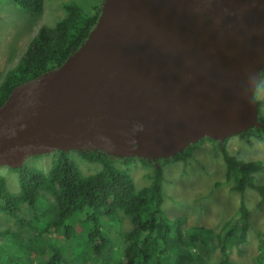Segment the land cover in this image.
I'll return each instance as SVG.
<instances>
[{"label": "water", "instance_id": "1", "mask_svg": "<svg viewBox=\"0 0 264 264\" xmlns=\"http://www.w3.org/2000/svg\"><path fill=\"white\" fill-rule=\"evenodd\" d=\"M264 0H102L83 41L0 104V165L60 149L168 158L257 119Z\"/></svg>", "mask_w": 264, "mask_h": 264}, {"label": "trees", "instance_id": "2", "mask_svg": "<svg viewBox=\"0 0 264 264\" xmlns=\"http://www.w3.org/2000/svg\"><path fill=\"white\" fill-rule=\"evenodd\" d=\"M12 1L26 11L39 12L43 0ZM62 8L64 16L52 26L39 28L19 64L0 83V104L14 85L57 67L83 41L99 12L97 5L91 13L82 12L73 3H65ZM255 94L256 89L254 97ZM263 104L264 100H257V108ZM259 121L264 124L261 117ZM239 136H252L264 142V127L252 126ZM204 139L220 151L225 165L224 181L230 182L229 189L240 194L247 188L254 189L260 196L259 202L264 201V185L253 182V174L264 172V164L229 154L224 148L226 140L218 142L204 137L168 158H122L139 159L152 166L150 183L138 189L128 172L111 167L110 154L102 150L76 151L85 161L102 165L100 170L86 175L69 159L68 151L55 150L54 162L47 173L24 163L17 168L9 167L17 173V193H10L0 177V212L14 220L12 228H0V264H25L24 253L13 254L10 245V240L19 244L23 239L37 264H68L70 258L81 253L87 254L81 264H146L153 259L154 264H207L208 251L215 248L220 258L213 264H232L229 259L232 246L243 254L249 225L248 210L241 199L235 214L217 231L199 226L196 232L197 228L190 227L185 230L187 237L181 234L184 220L168 219L161 208L162 166L170 161L186 162ZM118 211L129 215L131 224L128 230L117 234L119 243L115 242L117 231L113 227V222L119 221ZM75 227L80 228L76 233ZM261 238L258 237L259 247L264 243ZM106 246L108 253H104ZM111 252H116L114 258H106ZM248 264H264V249Z\"/></svg>", "mask_w": 264, "mask_h": 264}, {"label": "rangeland", "instance_id": "3", "mask_svg": "<svg viewBox=\"0 0 264 264\" xmlns=\"http://www.w3.org/2000/svg\"><path fill=\"white\" fill-rule=\"evenodd\" d=\"M65 3H73L82 12L91 13L93 6H99L102 0H43L39 12L26 11L12 0H0V83L8 71L19 64L26 47L39 28L43 25L52 26L64 16L65 12L62 5ZM255 89L256 97L254 98L256 102L257 100H264L263 69ZM257 114L258 120L259 117L264 119V104L257 108ZM225 140V150L237 159L243 161L259 160L264 164V142L262 140L252 136L248 138L239 136V134L229 136ZM67 155L76 163L83 175L92 174L101 169V164L85 161L76 151H68ZM109 157L111 167L128 172L135 189L150 183L149 176L152 174V166L147 162L139 159L127 161L111 155ZM54 159V151H50L27 157L23 163L37 167L43 173H47ZM224 170L225 165L218 148L208 140H202L191 151V158L186 162L170 161L162 166L161 208L168 219L180 217L184 220L181 225V234L187 237L185 230L190 227L197 228L196 232H199V226L217 231L226 219L235 214L241 199L248 210L247 239L243 245V254L237 253L236 247L232 246L229 259L232 264H248L264 249V243L261 247L258 244L259 236L264 240V201L259 202L260 196L254 189L247 188L241 194L230 191L228 188L230 182L226 184L223 182ZM0 177L4 179L10 193L18 192L19 185L15 171L5 165H0ZM253 182L264 185V172L260 171L253 174ZM36 215L40 217V214L36 213ZM117 217L119 221L118 223L117 221L113 222V227L115 228L114 232L117 231L114 234L115 242L119 243L117 234L128 230L131 224L129 215H123L121 211H118ZM13 226L14 220L0 212V228H12ZM79 230V227L73 229L75 233ZM110 235L113 236V233ZM10 245L13 254L24 253L25 264H37L34 263L31 254L27 252L24 239L19 244L10 240ZM174 245H177V242ZM108 249L106 246L104 253ZM115 255L116 252H111L105 257L112 259ZM86 257L87 254L81 253L70 258L68 264H81ZM219 258L220 253L216 248L208 251L207 264L217 263ZM153 262L154 259L146 262V264H154Z\"/></svg>", "mask_w": 264, "mask_h": 264}, {"label": "bare ground", "instance_id": "4", "mask_svg": "<svg viewBox=\"0 0 264 264\" xmlns=\"http://www.w3.org/2000/svg\"><path fill=\"white\" fill-rule=\"evenodd\" d=\"M55 150H60V149H55ZM55 150H53V151H55ZM62 151V150H61ZM69 151H77V150H75V149H72V150H69ZM50 152V151H49ZM146 159V158H145Z\"/></svg>", "mask_w": 264, "mask_h": 264}, {"label": "flooded vegetation", "instance_id": "5", "mask_svg": "<svg viewBox=\"0 0 264 264\" xmlns=\"http://www.w3.org/2000/svg\"><path fill=\"white\" fill-rule=\"evenodd\" d=\"M124 158V157H121ZM126 158V157H125ZM155 159H159V158H155ZM153 163H155V161H152ZM223 182L225 183V181L223 180ZM226 184V183H225ZM229 188V187H228ZM230 190V189H229ZM231 191V190H230Z\"/></svg>", "mask_w": 264, "mask_h": 264}]
</instances>
